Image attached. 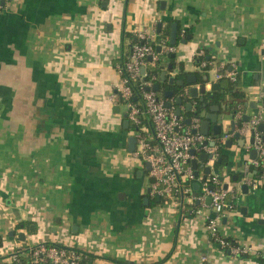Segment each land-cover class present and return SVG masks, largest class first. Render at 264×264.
<instances>
[{"label": "crops", "instance_id": "1", "mask_svg": "<svg viewBox=\"0 0 264 264\" xmlns=\"http://www.w3.org/2000/svg\"><path fill=\"white\" fill-rule=\"evenodd\" d=\"M173 24L187 37L169 77L183 64L200 88L196 73L210 58L206 92L229 66L256 103L264 92V0H11L0 9V262L22 244L20 234L30 245L28 234L41 229L94 255L88 264H264V181L247 195L237 185L257 173L252 137L223 148L235 209L219 233L250 249L245 256L211 243L209 205L182 214L171 200L157 202L146 163L128 150L134 135L116 102L123 78L114 66L123 26L159 43ZM219 119L222 134L232 131L231 115ZM198 171L194 197L207 176L201 162Z\"/></svg>", "mask_w": 264, "mask_h": 264}, {"label": "built area", "instance_id": "2", "mask_svg": "<svg viewBox=\"0 0 264 264\" xmlns=\"http://www.w3.org/2000/svg\"><path fill=\"white\" fill-rule=\"evenodd\" d=\"M7 3L8 0H0V9H3ZM138 38L141 41L148 40L155 43L153 38L145 32H140ZM160 47L162 53L174 54L175 47L165 45L163 42H161ZM149 58H152L151 62H149ZM158 61L159 54L152 45H135L126 71L131 79L141 81L142 101L140 103L133 102L136 98L133 97V91L128 85L129 78H123V86L120 90L121 97L125 101L122 105L126 107L130 124L141 127L143 119H148L151 123L150 129L147 127L137 128L138 130L133 133L137 139V149L134 155L151 166L149 172L152 179L151 194L160 199L171 200L182 214L186 212V205H193L197 201L207 207V199L210 197L212 203L209 207L214 215L207 218L206 228L211 243L224 250L230 248V253L234 255H249L250 249L230 246L219 233V225L222 219L235 207L228 203V197L232 191L230 187L225 189V185L228 183L223 169L219 168L217 163L226 143L238 133L241 137L249 135L254 138V145L249 144L247 150L255 149L258 152L257 167L261 166L264 169V132L259 130L260 126L264 124V92L256 98L255 102H261V106L250 117L249 122L244 121L243 125L236 128L234 132L229 131L221 136H205L201 133L203 118H191L190 126L186 125L184 116L178 117L175 110L167 108L166 100L158 97L154 90L156 77L147 81L148 69L157 65ZM117 70L120 74L124 71L121 67H118ZM222 77L234 81L236 74L231 70L225 74L217 75L214 82L217 83ZM184 94L189 96V89H186ZM116 102L119 103V99ZM245 116L247 114L245 112L244 115L242 110L233 119H242ZM194 131L196 133H193ZM192 151L196 152V156L191 155ZM202 155H207L208 160L203 165L204 168H209L211 172L203 179L201 194L194 197L191 183L198 178L195 176L192 161L199 160ZM263 181L264 177L262 180L246 177L237 185L241 187L245 184L256 190L263 184ZM74 249L60 244L43 243L31 246L22 242L0 264H82L83 254ZM203 261H207V258L204 257Z\"/></svg>", "mask_w": 264, "mask_h": 264}, {"label": "trees", "instance_id": "3", "mask_svg": "<svg viewBox=\"0 0 264 264\" xmlns=\"http://www.w3.org/2000/svg\"><path fill=\"white\" fill-rule=\"evenodd\" d=\"M171 34V25H169V27L166 30L161 31L160 33V42H152V41H141L138 38V35L130 33L126 30L125 25L123 26L122 29V34H121V42H120V46H121V55L120 58L118 60H116L114 62V66L115 68L121 67L124 69L123 73L121 74L122 78L126 79L129 78V83L128 85L131 87L132 91H133V97L136 98V100L133 102L134 103H140L142 101V87H141V81L140 80H133L130 78V75L128 74V72L126 71V66L127 63L130 60L131 54H132V50L133 47L137 44H150L152 45L155 50L157 51L158 47H160L161 42H163L165 45H170V41L168 40V38L170 37ZM187 34V33H186ZM181 35V30L178 29V44L180 42H182V40H185L187 36L185 37H180ZM159 54V61L157 63V65L152 66L148 69V78L147 81H149L151 78L156 77V80L154 82L155 85H160L161 86V92L157 93L158 97L162 100L164 99V95L163 93L165 91H169V90H173L175 91L176 94H180L183 92L182 89H180L176 84L170 85L168 80L165 82H162V74L163 73H169V72H173L176 67H177V62H176V57L172 58L173 54H169L166 55L162 52L158 53ZM198 59V58H197ZM200 60V63L202 61H205V58H200L198 59ZM211 60L206 61V67L203 68L202 71H200V73H196L199 81L202 83V85H204V79L205 77H209V72L212 70V67L210 65ZM172 66L173 70H169V67ZM179 70H180V74L177 75L175 77L176 81L179 80H185L187 78V76L189 75V73H186L184 71V66L183 64H181L179 66ZM226 72H230V68L225 67L221 73L225 74ZM218 85L217 89L212 88V90L210 92H206V94L203 96L205 101L204 103H201L199 99L197 100H192V103L194 104V110L190 113H185L184 118H194V117H201L204 119V117L211 112V109L213 107H218L219 108V115H231L233 118L236 117L237 113H239L240 111L243 110V113L245 115V111L246 109L249 107L250 105V101H249V97L247 95V93L244 91L243 86H242V82H241V78L240 76H236L235 80H231L227 77H222L220 80L217 81V83H215ZM214 85V84H213ZM119 103L120 105H122L123 103H125V101L122 99L121 97V93L119 94ZM204 104H207L206 107H203ZM206 113V115H205ZM244 118L242 119H234V123H235V127L236 128H240L243 123H244ZM143 127H147V128H151V123L150 121H148V119H143L142 125L141 127H136L134 124H130V129L129 131H132V134L134 132H136L139 128H143ZM238 139L236 138V136H234V138L231 139V141L233 143H237ZM221 162L217 163V166L221 169H225L228 166V159L227 156L223 155V150L221 152ZM252 170L256 171V175H254V180H261L264 177V169L261 166L258 167H252ZM152 203L155 204L154 201H152ZM196 207V203H194L193 205H186V210H190L192 208ZM32 225V223H22L21 225ZM19 225V226H21ZM224 240L230 244V246L232 247H238L240 246L235 239L233 238H225ZM76 252L78 253H82L83 254V258L81 260V263H90L93 262L94 259L96 258L94 255L85 252V251H81L79 249H74ZM226 252L230 253L231 249L228 248L226 250ZM245 256V255H242ZM262 262H264V256H260L259 258Z\"/></svg>", "mask_w": 264, "mask_h": 264}, {"label": "water", "instance_id": "4", "mask_svg": "<svg viewBox=\"0 0 264 264\" xmlns=\"http://www.w3.org/2000/svg\"><path fill=\"white\" fill-rule=\"evenodd\" d=\"M8 1H11V0H8ZM160 30H161V25H159V33H160ZM190 39V37H188ZM183 43H186V41H183ZM170 45L173 46V47H176L178 45V25L177 24H173L172 26V32H171V37H170ZM161 52V47H158L157 49V53H160ZM176 55L173 54L172 55V58H175ZM149 62L152 61V58H149L148 59ZM207 60H210V58H208ZM197 64L200 65V60L197 61ZM170 70H173V67L170 66L169 67ZM144 72V70H143ZM162 82H165V81H169V84L170 85H173V84H176L180 89L183 90L182 93L180 94H176L175 91L173 90H169V91H165L163 93L164 95V99L166 100V106L168 109H173L175 110V113L178 117H183L185 115V113H190L192 112L193 108H194V104L192 103V100H197L199 99L201 103H204L205 99H204V95L206 94V87L205 85L208 83V77H205L204 79V85H202V87L198 88V87H195L197 85V78L196 76L194 75H190L188 76L187 80L186 81H176L175 77H169V75H167V73H163L162 74ZM186 88L189 89V96H185L184 92L186 90ZM213 88L214 89H217L218 88V85L217 84H214L213 85ZM154 90L159 93L161 92V86L160 85H155L154 87ZM207 104H204L203 107H206ZM256 103H251L250 104V108L252 109H255L256 108ZM114 111L117 113V114H120V107L119 106H116ZM124 116V129L125 130H129L130 129V121L128 120V115L125 114L123 115ZM244 121L245 122H249L250 121V117L249 116H245L244 118ZM186 125L190 126L192 120L191 118H187L186 119ZM214 124L215 127H214V131L212 133V135L214 136H221L222 134V121L219 119V108L218 107H213L211 109V112L208 113L203 121H202V126H201V133L205 136H209L211 135V131H210V128H211V125ZM236 129L235 127V123L233 122L232 123V131L234 132ZM259 130L261 132H264V124L260 126ZM193 133H196L195 131ZM236 138L239 140V145L241 147H244L245 144H246V138L245 137H241V135H239L238 133L235 135ZM254 138H252L250 140V144L251 145H254ZM233 145V142L232 141H228L226 143V148L230 149ZM137 149V139L136 137L132 136L129 138V143H128V150L130 153L134 154L135 151ZM192 156H196V152L195 151H192L191 153ZM258 157V152L253 149L251 151V158L253 160H255L256 158ZM208 160V157L207 155H202L200 156L199 160L195 159L192 161V166H193V169L195 171V176L197 178H199V171H198V164L199 162L201 163H205L206 161ZM219 162H221V159L219 160ZM146 166V170L147 172H150L151 171V166L149 163H146L145 164ZM205 171H206V174H210L211 170L209 168H205ZM141 173H139V176H140ZM234 182H238L239 181V178L238 177H235L234 179ZM229 185H225V189H229ZM210 189H212V187H210ZM249 186L248 185H242L241 187V190H242V193L244 195H247L248 192H249ZM149 194H151V190L148 191ZM156 201L157 202H160V198L159 197H155ZM148 201V199H146ZM212 203V199L209 197L207 199V205H211ZM199 201L196 202V205H199ZM58 223L60 224V221L58 220ZM33 230V228H32ZM56 232V231H55ZM11 235L13 236L14 233H11ZM20 238L21 240L24 242L26 240V235L24 233L20 234Z\"/></svg>", "mask_w": 264, "mask_h": 264}, {"label": "rangeland", "instance_id": "5", "mask_svg": "<svg viewBox=\"0 0 264 264\" xmlns=\"http://www.w3.org/2000/svg\"><path fill=\"white\" fill-rule=\"evenodd\" d=\"M124 112L126 111V107H123ZM55 231H49V230H41L39 229L36 233L28 234V242L31 246H36L43 243H52V244H58L56 242L61 243L62 241H56V239L59 237V234L51 233ZM61 241V242H60Z\"/></svg>", "mask_w": 264, "mask_h": 264}]
</instances>
